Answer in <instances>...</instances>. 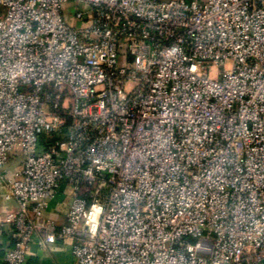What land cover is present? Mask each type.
<instances>
[{"label": "built area", "instance_id": "1", "mask_svg": "<svg viewBox=\"0 0 264 264\" xmlns=\"http://www.w3.org/2000/svg\"><path fill=\"white\" fill-rule=\"evenodd\" d=\"M0 178L4 264H264V0H0Z\"/></svg>", "mask_w": 264, "mask_h": 264}, {"label": "crops", "instance_id": "2", "mask_svg": "<svg viewBox=\"0 0 264 264\" xmlns=\"http://www.w3.org/2000/svg\"><path fill=\"white\" fill-rule=\"evenodd\" d=\"M7 193L8 188L0 178V264H4V254L13 244V237L8 227L2 225L6 213L15 206V202L7 198ZM68 206V197L59 195L49 204L44 214L58 224H63ZM26 264H74L71 242L66 241L46 248L34 245L28 253Z\"/></svg>", "mask_w": 264, "mask_h": 264}, {"label": "rangeland", "instance_id": "3", "mask_svg": "<svg viewBox=\"0 0 264 264\" xmlns=\"http://www.w3.org/2000/svg\"><path fill=\"white\" fill-rule=\"evenodd\" d=\"M75 4L72 2H67L64 3L62 6V10L64 13V17H65V21L68 24H73L72 23V16H73V9H74ZM20 158H18L17 156H13L10 161L8 162V164H6L4 171H6V176H10V174L18 169H20L21 167V163H20Z\"/></svg>", "mask_w": 264, "mask_h": 264}]
</instances>
